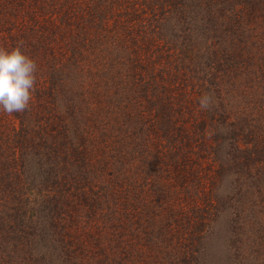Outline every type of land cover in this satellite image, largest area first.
<instances>
[{
  "label": "trees",
  "instance_id": "trees-1",
  "mask_svg": "<svg viewBox=\"0 0 264 264\" xmlns=\"http://www.w3.org/2000/svg\"><path fill=\"white\" fill-rule=\"evenodd\" d=\"M16 48L37 70L0 112V264H209L226 206V263L264 264V0H0Z\"/></svg>",
  "mask_w": 264,
  "mask_h": 264
},
{
  "label": "clouds",
  "instance_id": "clouds-1",
  "mask_svg": "<svg viewBox=\"0 0 264 264\" xmlns=\"http://www.w3.org/2000/svg\"><path fill=\"white\" fill-rule=\"evenodd\" d=\"M37 65L19 48L0 49V112L25 111L32 98ZM207 98L201 104L206 105Z\"/></svg>",
  "mask_w": 264,
  "mask_h": 264
},
{
  "label": "rangeland",
  "instance_id": "rangeland-1",
  "mask_svg": "<svg viewBox=\"0 0 264 264\" xmlns=\"http://www.w3.org/2000/svg\"><path fill=\"white\" fill-rule=\"evenodd\" d=\"M222 90H224V102L225 104H229L231 102V92L230 89L226 87V83H224L222 85ZM229 92V93H228ZM190 130L193 127H189ZM213 132L208 128L204 135H206L207 137L210 138V144H213V140H212V136H213ZM168 143V142H167ZM240 146L242 147V144H240ZM205 154H207V151L204 150L203 151ZM208 155V154H207ZM209 160H210V155H209ZM210 167H208V169H212V165L211 163ZM211 171H207L208 174V179L207 181H213V183L215 182L216 184V191L217 194L219 195L220 200L222 199H226L228 200L230 193H231V187H230V179L225 178L224 180L219 179L216 177L215 173ZM207 188L211 187L209 185H207ZM214 205L215 202H214ZM221 213L219 214V218H217L215 224H211L209 227H206V230H204L202 232V235L207 236V238L209 237V235L211 234L212 236H210L207 240V242H205L206 246V250L208 252V260H210L209 264H227V260L226 257L228 255H230L232 249L229 247V241L228 237H229V226H230V220H231V213L233 212V209L231 207H229V209H227V206L224 207L223 209H221L220 211ZM213 225V228H211V226ZM250 225L248 227V229L245 230H250ZM249 235H251V231L249 233ZM205 240V241H206Z\"/></svg>",
  "mask_w": 264,
  "mask_h": 264
}]
</instances>
